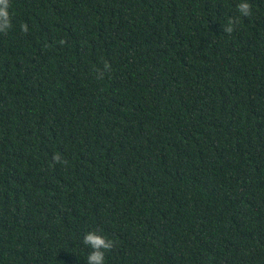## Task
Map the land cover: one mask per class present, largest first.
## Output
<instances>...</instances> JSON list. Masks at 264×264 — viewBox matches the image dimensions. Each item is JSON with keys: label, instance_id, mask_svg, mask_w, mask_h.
Returning a JSON list of instances; mask_svg holds the SVG:
<instances>
[{"label": "trees", "instance_id": "16d2710c", "mask_svg": "<svg viewBox=\"0 0 264 264\" xmlns=\"http://www.w3.org/2000/svg\"><path fill=\"white\" fill-rule=\"evenodd\" d=\"M241 2L9 0L0 264H86L89 231L105 264H264V0Z\"/></svg>", "mask_w": 264, "mask_h": 264}, {"label": "clouds", "instance_id": "9594fccd", "mask_svg": "<svg viewBox=\"0 0 264 264\" xmlns=\"http://www.w3.org/2000/svg\"><path fill=\"white\" fill-rule=\"evenodd\" d=\"M9 0H0V32H6L10 27V19L8 14ZM237 9L243 16L251 15V4L248 0H242L237 5ZM234 20H229L227 25H223V31L231 34L234 30ZM27 30V26H24ZM107 67V65H106ZM54 159L61 162V156L57 154ZM66 163V161H63ZM83 243L87 245L91 251L86 257V264H105V252L114 247V242L97 231H89L85 234Z\"/></svg>", "mask_w": 264, "mask_h": 264}]
</instances>
